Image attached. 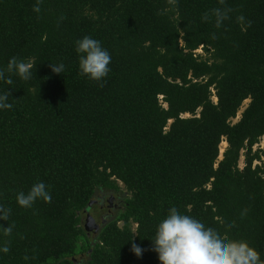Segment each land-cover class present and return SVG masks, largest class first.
<instances>
[{"label":"trees","instance_id":"trees-1","mask_svg":"<svg viewBox=\"0 0 264 264\" xmlns=\"http://www.w3.org/2000/svg\"><path fill=\"white\" fill-rule=\"evenodd\" d=\"M213 8L231 9L220 28L201 19ZM85 35L111 55L102 86L78 74ZM13 56L36 64L0 82V264H160L150 240L173 206L264 260V0H0V67ZM37 181L51 202L18 206Z\"/></svg>","mask_w":264,"mask_h":264},{"label":"clouds","instance_id":"clouds-1","mask_svg":"<svg viewBox=\"0 0 264 264\" xmlns=\"http://www.w3.org/2000/svg\"><path fill=\"white\" fill-rule=\"evenodd\" d=\"M225 0H219L223 5ZM34 11H39L38 7ZM230 8H213L205 12L202 21L211 20L216 28H220ZM243 20V17H238ZM214 38V37H213ZM74 50L78 58V74L88 80L103 85V79L110 72L111 55L102 47L101 42L90 36H83L75 41ZM35 61L9 58L6 65L0 67V82L13 84V76L27 81L32 77ZM51 71L61 75L65 71L63 63L49 64ZM10 92H0V110L11 109L13 105L8 102ZM15 200L22 208H31L37 201L50 203L52 200L49 186L43 181H37L27 192L16 193ZM247 209L241 211V216ZM10 209L0 204V221H7ZM232 224V221H229ZM13 225L0 226L4 236H10ZM130 251L140 257L144 249L132 238ZM151 241V250L157 255L160 264H264L259 252L244 239L232 238L227 232L206 227L203 222L189 215L182 214L175 206L170 207L166 216L161 219L155 228ZM6 244L0 247V252H7ZM27 259V257H25Z\"/></svg>","mask_w":264,"mask_h":264},{"label":"flooded vegetation","instance_id":"flooded-vegetation-1","mask_svg":"<svg viewBox=\"0 0 264 264\" xmlns=\"http://www.w3.org/2000/svg\"><path fill=\"white\" fill-rule=\"evenodd\" d=\"M99 196V197H98ZM109 197L107 198L106 197V195L105 194H103V193H100V195L98 194V195H96V198L95 199H93V201H92V203H95V204H98V206H104V202H107V204H108V206H114V207H116L117 205L114 203V202H116L117 200H119V202L121 201V199H120V196H119V193L117 194V193H115V194H110V195H108ZM101 208V207H100ZM104 215H106V214H101V215H98L97 217V219L99 220V221H102V220H104L105 218V216ZM96 215H94V214H89V216L86 218V223H88V219H91L93 222H94V227H90L89 225H87V226H89L88 228H90V229H96V228H98L99 226H98V223L96 224V221H95V219H94V217H95ZM101 223V222H100Z\"/></svg>","mask_w":264,"mask_h":264},{"label":"rangeland","instance_id":"rangeland-1","mask_svg":"<svg viewBox=\"0 0 264 264\" xmlns=\"http://www.w3.org/2000/svg\"><path fill=\"white\" fill-rule=\"evenodd\" d=\"M202 51L200 50V49H198V50H196L195 51V53H201ZM213 100L215 101V99L213 98ZM247 103H248V100H244L243 101V103H242V105H241V108H240V110H239V112H238V114H237V116L234 118V119H232V122H235L238 118H239V115H240V113H241V111L243 110V108L247 105ZM185 116H187V115H185ZM264 143V138H262V139H260V143L258 144V145H262ZM257 146V145H256ZM225 147H226V143H225V141H222L221 143H220V154H219V158L221 157V153L223 152V150L225 149ZM258 162H255V164H257ZM262 163L264 164V158L262 159ZM239 166L240 167H242L243 166V159L242 158H240V160H239ZM120 187L121 188H123L122 187V185H120ZM93 205V204H92ZM101 208L102 207H104V206H100ZM106 205H105V208H104V210H99V208L96 210V208H94V212H93V214L94 215H96V216H98V215H101V213H103V211H105V209H106ZM89 215L86 213L85 215H83L82 216V218H83V225L86 227V230H88L89 228V226H87L86 225V221L84 220L85 218H87ZM133 228H134V225H133Z\"/></svg>","mask_w":264,"mask_h":264},{"label":"water","instance_id":"water-1","mask_svg":"<svg viewBox=\"0 0 264 264\" xmlns=\"http://www.w3.org/2000/svg\"><path fill=\"white\" fill-rule=\"evenodd\" d=\"M87 225H89L90 227H94L95 224L91 219H88Z\"/></svg>","mask_w":264,"mask_h":264}]
</instances>
